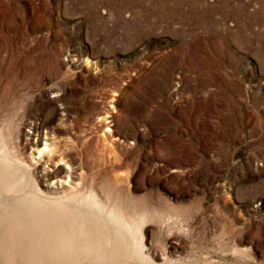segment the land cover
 <instances>
[{
	"label": "rangeland",
	"instance_id": "1",
	"mask_svg": "<svg viewBox=\"0 0 264 264\" xmlns=\"http://www.w3.org/2000/svg\"><path fill=\"white\" fill-rule=\"evenodd\" d=\"M0 130L154 263L264 264V0H0Z\"/></svg>",
	"mask_w": 264,
	"mask_h": 264
},
{
	"label": "bare ground",
	"instance_id": "2",
	"mask_svg": "<svg viewBox=\"0 0 264 264\" xmlns=\"http://www.w3.org/2000/svg\"><path fill=\"white\" fill-rule=\"evenodd\" d=\"M3 136L0 130V264H157L142 250L133 218L83 187L81 173L60 194L42 188ZM36 148L72 174L65 148L53 141Z\"/></svg>",
	"mask_w": 264,
	"mask_h": 264
}]
</instances>
